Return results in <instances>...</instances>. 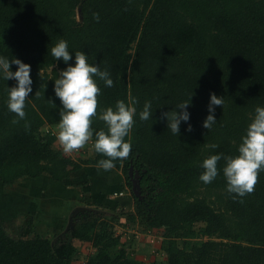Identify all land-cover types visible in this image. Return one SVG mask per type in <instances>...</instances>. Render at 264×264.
Segmentation results:
<instances>
[{"label": "trees", "instance_id": "obj_1", "mask_svg": "<svg viewBox=\"0 0 264 264\" xmlns=\"http://www.w3.org/2000/svg\"><path fill=\"white\" fill-rule=\"evenodd\" d=\"M61 39L72 55L68 63L74 66L75 52L81 51L110 73L114 86L98 80L100 111L115 108L119 100L136 108L125 138L131 153L114 163L125 174L131 168L139 174L141 198L133 194L137 213L124 224L132 227L139 218L149 239L162 236L155 243L157 259H136L121 248L128 238L115 237L109 220L78 214L55 242L41 234L14 239L0 223V264H76L75 239L97 250L87 264H264V172L255 191L244 197L227 191L223 158L213 182L199 179L206 158L239 154L256 107H264V0H0V57L29 64L33 80L21 120L8 109L9 88L17 82L0 74V184L5 188L42 174L63 183L85 165L107 158L93 148L92 158L76 160L57 140L63 105L55 79L68 65L56 61L51 48ZM212 93L223 97L224 105L216 107L217 122L207 130L203 122ZM149 101L151 118L142 121L139 114ZM185 101L190 119L175 135L161 113ZM92 127L94 145L95 132L106 125L96 118ZM126 184L132 189L129 175ZM121 214L109 219L120 224ZM199 222L205 226L197 232Z\"/></svg>", "mask_w": 264, "mask_h": 264}, {"label": "clouds", "instance_id": "obj_2", "mask_svg": "<svg viewBox=\"0 0 264 264\" xmlns=\"http://www.w3.org/2000/svg\"><path fill=\"white\" fill-rule=\"evenodd\" d=\"M94 19L99 22V14H93ZM51 55L56 61L63 60L67 68L59 72L55 79V95L63 105L58 123L57 140L66 154L78 152L92 141L94 129L92 127L96 118L106 125V130L95 132L94 148L97 153L107 157L101 159L98 169L109 171L115 168L114 161L129 157L132 149L130 140L125 138L133 129L135 124L136 108L132 103L126 104L124 100L117 101L115 108L108 107L100 111L99 96L101 88L98 80H103L108 87L114 86L110 73L101 71L98 65L89 63V57L84 52H75V65L68 63L72 60L68 49V42L61 39L51 48ZM18 66L13 72L11 65ZM31 66L20 59L9 60L0 57V74L5 80H15V86L9 88L8 109L16 114L19 119L26 118V102L32 93L33 80L31 78ZM39 95V92H36ZM55 104L52 101H49ZM190 103L182 102L176 106V110L162 112L161 119L167 118V127L175 135H180L181 122H188L190 113L187 111ZM223 97L215 93L210 96L208 112L203 122V127L210 130L217 122L215 110L217 106H223ZM151 102H146L144 109L140 112V119L147 121L151 118ZM13 120V123H18ZM189 124L187 131H191ZM216 148L218 145H210ZM238 155L223 156L211 155L203 161L204 172L199 179L209 184L219 175L218 162L223 158L226 162L223 174L227 181V191L239 197L252 194L259 182L261 172H264V107H256L255 116L249 124L246 135L238 148ZM127 190V189H126ZM125 191V190H124ZM241 202H243L241 200Z\"/></svg>", "mask_w": 264, "mask_h": 264}, {"label": "crops", "instance_id": "obj_3", "mask_svg": "<svg viewBox=\"0 0 264 264\" xmlns=\"http://www.w3.org/2000/svg\"><path fill=\"white\" fill-rule=\"evenodd\" d=\"M102 172V169H98L97 166L85 165L82 169L71 173L70 177L65 179L63 183L54 181L48 174H42L37 178L25 177L13 186L14 193L12 190L4 192V188L0 184V201L8 203L9 210L14 212L13 215H9L8 220L14 222L17 219L22 223L21 226L23 225V228L13 226L11 233L13 237L28 239L36 234H41L48 239L54 237L61 239L73 225L75 217L79 212L84 211L85 205H88V203H95L97 208L106 209V212H103L104 220H109L114 227L116 226L115 229H121L120 232L125 230L127 232L125 234L129 236L130 225L124 224L125 221H121L117 226V221L109 219L118 210V208L113 209L116 207L114 205L124 207L126 202H122L123 198L116 199L110 196V200L108 199V194H105L107 188L102 181V178L107 179L108 175H103ZM71 181H73L74 186H68ZM114 181L120 184V181ZM115 189L125 190V195H127L126 189L122 188V184ZM108 211L113 212L110 214ZM6 214L7 212L4 217ZM26 224H30V227ZM139 236L141 238L138 241L134 240L135 238L133 240L130 238L129 242L137 245L138 242L143 241L146 251L149 249L148 246H156L149 242L150 240L145 233ZM127 238L129 239V237ZM79 241L75 239L73 241L74 246H77ZM136 254L134 255L135 258Z\"/></svg>", "mask_w": 264, "mask_h": 264}, {"label": "rangeland", "instance_id": "obj_4", "mask_svg": "<svg viewBox=\"0 0 264 264\" xmlns=\"http://www.w3.org/2000/svg\"><path fill=\"white\" fill-rule=\"evenodd\" d=\"M78 12H77V18H80ZM52 70H53L52 67L49 68L47 70V73L51 74ZM47 130H48V128L44 129V131H47ZM93 148H94L93 142L89 141V143L86 145L85 148L81 149L78 152H73L71 154L73 155V157L76 160H83V159H86L88 157L92 158L95 155V153L93 151L94 150ZM102 171H103L102 172L103 175L104 174L108 175L107 179L102 178L103 184L107 188L105 190V192H106L105 194H108L107 195L108 199L111 198V197L116 198V199L123 198L122 202H124V201L126 202V205L124 207H119L120 205H114V206H116V208H118L116 213H122L121 214V221H126L128 216L131 215V214L133 216L136 215V213H137V205H136L135 199L133 197V194H135V193L133 192V189H130V187L126 184V176L129 175V178H130V181H131L132 178H139L138 172L136 170L132 169V168L129 170V173H127V174L122 172V170H117L115 168L112 169V170H109V171H105V170L102 169ZM114 180L120 181V184H122V187L127 189L126 190V194L127 195L124 194V195H122L120 197H117L115 195V197H114L115 191H119L118 189H115V188H117V186L120 185L117 182L115 183ZM72 182L73 181H71L68 186H74V184ZM90 182H92V181H90ZM3 188H4V192L5 191L9 192L10 190H12V192H13V190H14L13 187H8V188L3 187ZM200 191H201V195L202 194L203 195L207 194V191H205L204 189H201ZM96 206L97 205L95 203H88V205L87 204L85 205L86 208H84V211L82 210L81 212H79V214H85V215L87 214V215H89V216H91L93 218L94 217L95 218H99V221H102L104 219L103 212L104 211L106 212V209L101 208V207L97 208ZM6 212H7L8 216L6 214V216L4 217V214ZM112 212L113 211H108V213H110V214H112ZM13 214H14V212L12 210L11 211L9 210V204L6 203V202L0 201V223H2L3 227L7 230L8 234L11 235V236H13L11 233L13 231V226L14 225L16 227H22L23 228V225L21 226L22 223L20 221H18L17 219L14 221L15 223L13 221H9L8 220L9 219L8 218L9 215H13ZM99 221H98V223H99ZM105 221H106V219H105ZM139 221H140V219L137 218V221H136L137 223L135 225H133V227L129 228L131 230V231H129V233L131 234V236H133V238L129 234L128 241L124 242L123 243L124 246L122 245L121 248L126 249L128 252H130V254H132V252H133V254L137 253L136 254V258H138L139 260H142L144 262H146V261L147 262L154 261L155 259H157L156 249H158V245L157 246H148L149 249H147V251H146V248H145L146 246H144L145 243L143 241L141 243L138 242L137 245H133V244H131V242H129L130 238H132L131 240H133L135 238L134 240L138 241L141 238V236H139V235L144 234V233L148 234V231L147 232H141L140 231V226L141 225H139ZM26 225L28 227H30V224H26ZM116 225L119 226V222H116ZM204 226H205V223L199 222V223L195 224L194 228H195V230L197 232H200L201 229L204 228ZM120 231H121V229L117 230V228H116L115 232H114V235H115V237L120 235L119 240L121 242H123V241L127 240V236L125 235L126 231L125 230L122 231V232H120ZM54 238H52V242L56 241V238L55 239ZM14 239H16V238H14ZM157 239H162V236L155 235V237L153 236V240L154 241H151V238H150L149 242L151 244H154L155 241H157ZM198 239H200L202 241H205V240L208 239V237L204 236V235L203 236L200 235ZM178 243H179L180 246H182L183 245V240L179 239ZM75 247L77 248L76 254L74 255V262L76 264H87L89 258L97 252V250L95 251V249L93 248L92 243H88V242L81 241V240L78 242L77 246H75ZM118 249H119V247H118ZM116 252H118V251H116ZM116 252L113 251L112 254L113 255L117 254ZM133 257H134V255H133Z\"/></svg>", "mask_w": 264, "mask_h": 264}, {"label": "water", "instance_id": "obj_5", "mask_svg": "<svg viewBox=\"0 0 264 264\" xmlns=\"http://www.w3.org/2000/svg\"><path fill=\"white\" fill-rule=\"evenodd\" d=\"M131 183H132L133 192L135 193V195L137 197H140L141 190H140L139 179L138 178H132ZM70 224H72V222H70Z\"/></svg>", "mask_w": 264, "mask_h": 264}, {"label": "built area", "instance_id": "obj_6", "mask_svg": "<svg viewBox=\"0 0 264 264\" xmlns=\"http://www.w3.org/2000/svg\"><path fill=\"white\" fill-rule=\"evenodd\" d=\"M125 194V191H123V190H119V191H115V193H114V197H115V195L117 196V197H120V196H122V195H124ZM127 237H128V234H125ZM152 235V234H151ZM153 236L155 237V235L153 234L152 235V237H151V241H154L153 240ZM159 241V239H157V241H155V243L156 242H158ZM154 243V244H155Z\"/></svg>", "mask_w": 264, "mask_h": 264}, {"label": "flooded vegetation", "instance_id": "obj_7", "mask_svg": "<svg viewBox=\"0 0 264 264\" xmlns=\"http://www.w3.org/2000/svg\"><path fill=\"white\" fill-rule=\"evenodd\" d=\"M139 179V178H138Z\"/></svg>", "mask_w": 264, "mask_h": 264}]
</instances>
